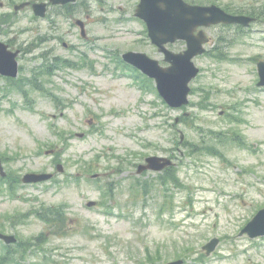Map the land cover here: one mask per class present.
<instances>
[{"label": "rangeland", "instance_id": "rangeland-1", "mask_svg": "<svg viewBox=\"0 0 264 264\" xmlns=\"http://www.w3.org/2000/svg\"><path fill=\"white\" fill-rule=\"evenodd\" d=\"M26 1L44 0H0V39L23 49L15 80L0 78V156L18 180L26 172H56L58 163L64 172L36 186L13 182L17 192L10 195L1 184L0 230L22 244L9 255L0 242V264H264V237L239 236L264 207V90L256 65L264 59V19L247 35L234 27L209 30L214 54L195 59L201 72L188 106L179 109L142 90L143 75L105 67L122 66L104 58L108 51L136 49L162 59L131 2L107 0L87 12L95 50L58 19L59 35L74 52L60 40L34 47L51 29L47 20H32L31 7L15 12ZM47 46L53 51L41 57ZM84 51L85 67L53 65ZM150 155L173 158L177 182L160 179L162 172L138 174ZM59 205L69 218L65 233L29 213ZM214 238L219 243L206 255L203 247Z\"/></svg>", "mask_w": 264, "mask_h": 264}, {"label": "water", "instance_id": "water-1", "mask_svg": "<svg viewBox=\"0 0 264 264\" xmlns=\"http://www.w3.org/2000/svg\"><path fill=\"white\" fill-rule=\"evenodd\" d=\"M67 1L70 0H52L54 3ZM150 2H144L138 9L137 15L144 18L148 23L151 39L166 53V60L171 63V66L164 68L157 61L149 59L145 54L129 53L125 57L129 62L139 66L143 71L157 79L158 89L170 106L181 107L189 103V83L199 72V68L195 66L193 58L202 53V39L194 37L193 30L197 25L214 21L213 19L218 18L220 13L216 8L202 9L200 7H191L176 0V3L164 7L166 9L154 5L156 0H150ZM34 7L36 13L43 14L44 4H36ZM190 19L195 21H190ZM178 38L186 39L189 43V49L184 54L171 53L163 47L165 43L174 42ZM7 48V45L0 42V72L16 76L18 66L15 57L17 52H11ZM259 75L261 79L259 85H264V62L259 64ZM83 135L80 134V136ZM172 164L173 162L169 158L155 155L149 156L146 158L145 163L139 164L137 173L140 174L145 170L160 171ZM58 168L63 171L62 165H59ZM0 171L5 174L1 160ZM51 177L52 174L49 173L31 172L25 175L24 180L26 182H38ZM93 204L95 202H89V205ZM246 232L252 238L264 235V209H261L256 214L240 234L243 235ZM0 238L6 243H14L17 240L13 235L2 233H0ZM218 242V239H213L204 246V249L210 254ZM182 262L183 260H177L166 264H182Z\"/></svg>", "mask_w": 264, "mask_h": 264}, {"label": "flooded vegetation", "instance_id": "flooded-vegetation-1", "mask_svg": "<svg viewBox=\"0 0 264 264\" xmlns=\"http://www.w3.org/2000/svg\"><path fill=\"white\" fill-rule=\"evenodd\" d=\"M107 0H70L66 4H54L52 3V0H44L42 3L46 4V17L42 18V20H47L50 25L51 33L48 34V36L41 37L40 39L36 40V43L34 47H38L39 43L41 45L43 44H50L53 43L56 40H60L63 42V46L66 45L67 42L63 40V37L59 35L60 32V23L58 19H64L67 22L71 24L73 28H76V33H78L80 36L81 34L85 33V37L90 38L89 36V30L87 28V25L92 22L91 17L87 12L89 10H93L92 6L93 4H102L101 2H105ZM123 2H131L134 6V9L137 8L138 5L142 3L143 0H122ZM159 1L157 4L159 6H162L163 8L167 5L176 3L175 0H157ZM181 1V0H176ZM188 4L191 5H199V6H211V5H217L219 6L223 11L230 14H235L237 16H243L247 17V23H236V24H230V23H218V24H212L210 26H201L196 29V33H199L200 31H205L208 34L209 41L206 44V48L208 49L209 46L213 45L216 41L213 39L212 35L210 34L209 30L211 28H238L239 32L238 34H248L249 31L252 30V27L254 24H258L259 21L264 19V0H244L246 1V6H236L234 4H230V0H183ZM34 2V1H32ZM37 2V1H36ZM56 6V7H55ZM31 10L33 13L32 6ZM56 9L53 11L54 16L51 15L52 9ZM63 8H67L71 11L67 12V15L65 14V11ZM166 9V8H164ZM135 17V13L133 14ZM33 19H39V17L35 16L33 14ZM55 21V22H54ZM221 40H223L225 43H230L231 39L226 38L224 34L218 36ZM223 42V43H224ZM8 43L12 48H17L15 44L12 43V39H9ZM222 43V45H223ZM68 44V43H67ZM49 45V46H50ZM69 45V44H68ZM177 44L169 43L167 44V47L174 48V46ZM49 46L43 48L41 53L44 54H50L53 51V48L49 49ZM71 47H74L70 45ZM226 46V45H225ZM217 47H213L212 50L216 49ZM21 52L23 51L22 48ZM184 49V47L182 48ZM182 51V50H181Z\"/></svg>", "mask_w": 264, "mask_h": 264}, {"label": "trees", "instance_id": "trees-1", "mask_svg": "<svg viewBox=\"0 0 264 264\" xmlns=\"http://www.w3.org/2000/svg\"><path fill=\"white\" fill-rule=\"evenodd\" d=\"M167 178L175 179L174 182H177L178 176L176 175V171L174 169H168L166 172L162 173L160 176V179L166 180ZM179 179V178H178ZM147 186V185H146ZM63 206H51L50 211L42 212L43 207L38 212L40 218L47 222L51 228L53 227V232L58 234L61 231L66 232L67 231V223L69 222V218L67 216V212L65 209L62 208ZM65 208V207H64ZM42 237L41 235L36 237L39 238ZM22 244V241L20 240L17 245H11L7 246L6 252H9V255L12 254L13 250H16L20 245ZM8 247L10 248L8 251Z\"/></svg>", "mask_w": 264, "mask_h": 264}]
</instances>
